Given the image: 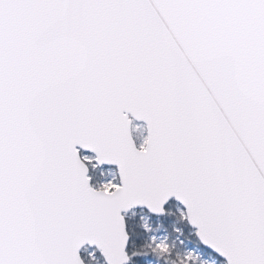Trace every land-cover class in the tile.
<instances>
[{"label": "snow or ice", "instance_id": "6c2138e0", "mask_svg": "<svg viewBox=\"0 0 264 264\" xmlns=\"http://www.w3.org/2000/svg\"><path fill=\"white\" fill-rule=\"evenodd\" d=\"M0 264H264V0H0Z\"/></svg>", "mask_w": 264, "mask_h": 264}]
</instances>
